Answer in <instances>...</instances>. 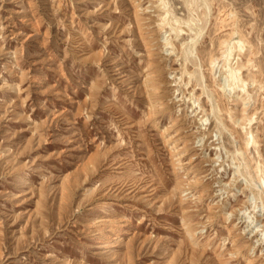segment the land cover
Returning <instances> with one entry per match:
<instances>
[{"label":"rangeland","instance_id":"rangeland-1","mask_svg":"<svg viewBox=\"0 0 264 264\" xmlns=\"http://www.w3.org/2000/svg\"><path fill=\"white\" fill-rule=\"evenodd\" d=\"M0 264H264V0H0Z\"/></svg>","mask_w":264,"mask_h":264},{"label":"bare ground","instance_id":"bare-ground-1","mask_svg":"<svg viewBox=\"0 0 264 264\" xmlns=\"http://www.w3.org/2000/svg\"><path fill=\"white\" fill-rule=\"evenodd\" d=\"M137 3V2H136ZM134 4L133 6H134V11H135V13H137V14H141V8L139 7V5L138 4ZM205 3V2H204ZM165 4V3H164ZM163 4V5H164ZM163 7V6H162ZM206 8H207V6H206ZM145 11V10H144ZM143 11V12H144ZM150 11V10H149ZM190 15V14H189ZM191 16V15H190ZM135 17H136V15H135ZM194 17V16H193ZM136 19V18H135ZM138 20L140 19L141 20V18L140 17H138L137 18ZM197 20V19H196ZM136 21V20H135ZM142 21V20H141ZM174 21H177V19H175V18H170V19H162L161 20V23H160V26L163 28V27H169V29L168 30H173V33H174V37L175 38H177L180 34H181V31L182 30H174L173 29V27H172V22H174ZM137 23V25H136V27L137 28H139V26L141 25V23H139L138 21H136ZM160 22V21H159ZM194 22V21H193ZM190 24H192V23H190ZM165 25H167V26H165ZM193 26V25H192ZM143 27V26H142ZM156 27H157V25H156ZM144 28H145V26H144ZM190 29V28H189ZM139 30V29H138ZM185 30V29H184ZM188 30V28H186V30L185 31H187ZM139 31H141V30H139ZM164 32V31H163ZM192 32V31H191ZM141 33V32H140ZM198 33V32H197ZM140 36H142V35H140ZM173 36V35H172ZM171 36V37H172ZM143 37V36H142ZM170 37V38H171ZM169 38V37H168ZM166 39V41H167V44L169 43V44H171V41L169 40V39ZM174 38V39H175ZM181 38V37H180ZM141 39H143V38H141ZM190 39V38H189ZM144 40V39H143ZM165 40V39H164ZM163 40V41H164ZM193 40V39H192ZM146 41V40H145ZM170 41V42H169ZM227 41V40H226ZM181 43L179 44V45H183L184 47H185V49H186V43L184 42V41H180ZM191 42V41H190ZM187 43H188V41H187ZM145 45V44H144ZM176 47V46H175ZM174 47V48H175ZM178 47V46H177ZM180 47V46H179ZM241 47H243V46H241ZM174 48H172V49H174ZM183 49V48H182ZM149 50V49H148ZM176 50H177V48H176ZM184 50V49H183ZM226 50V49H225ZM238 50V49H237ZM171 51V50H170ZM174 51V50H173ZM181 51V50H180ZM221 51H222V49H221ZM228 51V50H227ZM175 52V51H174ZM170 53V52H169ZM147 56H149L148 54H146ZM224 55V61L226 62V59H227V56H228V54H223ZM151 56V55H150ZM184 56V55H183ZM236 56V55H235ZM146 57V56H145ZM147 58H149V57H147ZM185 58V57H184ZM175 59V58H174ZM209 59V58H208ZM213 62V61H212ZM222 63V62H221ZM227 63V62H226ZM225 64V63H224ZM146 65V64H145ZM215 65V64H214ZM213 65V66H214ZM220 66V65H219ZM223 66V65H222ZM244 66V65H243ZM198 67V66H197ZM229 67H230V64H229ZM238 67H241V66H238ZM232 68V67H231ZM221 69V68H220ZM240 69V68H239ZM238 73V72H237ZM237 73H236V71H233L232 69H230L229 71H228V76L231 78V79H236L237 78ZM152 73L151 72H148V73H146V75H145V80H146V82L148 81V80H152L153 78H152V76H153V74L151 75ZM218 74V73H217ZM248 74V73H247ZM155 75V74H154ZM220 76V75H219ZM227 78V77H226ZM247 78V77H246ZM218 79V78H217ZM223 79V78H222ZM250 79V78H249ZM248 79V80H249ZM199 81H201V80H199ZM227 81V80H226ZM221 82V81H220ZM250 82V81H249ZM234 83V82H233ZM193 84V83H192ZM225 84V83H224ZM251 84V83H250ZM234 85V84H233ZM233 85H230V86H233ZM221 86V85H220ZM248 86H250V85H248ZM247 86V87H248ZM234 87V86H233ZM232 89V88H231ZM157 91V90H156ZM150 92V91H149ZM152 92V91H151ZM192 92V91H191ZM230 92V91H229ZM251 93V92H250ZM155 94V93H154ZM149 96V95H148ZM253 97V96H252ZM208 100V99H207ZM237 101V100H236ZM155 102V101H154ZM200 108V107H199ZM187 111V110H186ZM238 119V118H237ZM215 120V119H214ZM216 121V120H215ZM234 121V120H233ZM240 121V120H239ZM237 122V121H236ZM219 124V123H218ZM164 131V130H163ZM166 141L165 142H167V141H169L170 139L169 138H167V139H165ZM173 148H175L176 146H172ZM172 151V150H171ZM173 151H174V149H173ZM172 151V152H173ZM178 151V150H177Z\"/></svg>","mask_w":264,"mask_h":264}]
</instances>
